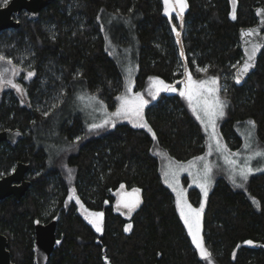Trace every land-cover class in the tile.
I'll use <instances>...</instances> for the list:
<instances>
[{"label":"trees","instance_id":"1","mask_svg":"<svg viewBox=\"0 0 264 264\" xmlns=\"http://www.w3.org/2000/svg\"><path fill=\"white\" fill-rule=\"evenodd\" d=\"M186 2L181 45L179 18L176 12L165 15L163 0H52L37 17L15 13L19 26L0 30V54L35 73L19 78L28 108L13 90L0 96V130L23 133L13 145L0 142V177L22 161L30 182L19 199H0V232L14 264H36L34 225L52 219L56 243L46 264H264V169L249 175L244 188L224 173L215 174L201 213L202 239L210 253L206 262L191 242L155 154L159 149L179 161L202 154L204 128L178 88L156 99L148 89L152 79L178 87L185 67L193 80L217 77L218 96L226 102L218 119L225 144L237 149L242 143L238 128L254 121L255 143L264 149V47L252 73L239 83L235 79L242 58L238 29L255 22L252 9L264 0ZM105 15L131 23L133 89L148 101L144 118L155 138L124 121L89 131L72 108L75 94L84 91L112 110L122 91V68L105 48ZM64 167L71 170L70 179ZM121 185L139 189L140 203L128 214L116 207ZM186 194L198 207L199 190L187 187ZM75 199L102 211L100 232L78 212ZM249 240L251 245L245 243Z\"/></svg>","mask_w":264,"mask_h":264},{"label":"snow or ice","instance_id":"2","mask_svg":"<svg viewBox=\"0 0 264 264\" xmlns=\"http://www.w3.org/2000/svg\"><path fill=\"white\" fill-rule=\"evenodd\" d=\"M8 0H3V4L6 6ZM164 3V13L165 15H171L173 11H176L177 17L179 19H183V12L187 8L186 0H163ZM171 4V7L169 6ZM178 8V11H177ZM232 18L235 19V13L233 12ZM173 31H176L175 26L173 27ZM244 36L253 35V30H249L243 33ZM177 43H180L179 37L180 33L176 32ZM260 44H253L250 51L246 52L247 60L244 62L243 66L239 69L238 74L235 79L236 82H240V74L247 73L250 68H252L255 54L258 49H260ZM181 56H183V51H181ZM0 61L5 63V67H0V87L4 85H10L12 88L16 89L18 92L23 93L24 89L17 83H14L12 79L6 78V74L11 72L13 76L18 74L17 67L13 64L12 59L7 58L4 54H0ZM235 67V65L233 66ZM197 71H207V69H197ZM35 73L32 71H28L26 78H31ZM184 75L186 76L185 89L180 91V96L186 97L190 104L195 103L198 106L194 107L192 110L196 113V118L200 120L201 124L204 127V131L208 134L209 137V153L212 152V144L211 141H216L215 150L220 152L223 155V158L226 164L229 165V170L231 172L230 178L232 182L237 187H243V182H246L249 175H251L254 171H260V168H253L251 166V161L259 159L260 161H264V149H252L251 143L245 144V148L251 150V155L244 158L242 162H238L235 156H238V153H229L227 152L226 146H222L218 142V138L216 135L215 127L216 121L220 117H223L224 111L223 109L226 107V102L221 100L218 96L219 92V81L217 77H212L210 81H197L193 80L191 74L188 72L187 67L184 69ZM209 85V86H206ZM153 87L155 88V92L149 89V95H151L152 99H156L157 96L161 92H174L176 88L171 84H166L163 80L156 79L154 81ZM131 92V87L126 89V93ZM78 99L83 100L84 96L78 97ZM90 100H95L96 98L89 97ZM119 100L120 106L117 108L116 112L112 113L113 117H124L130 118L135 116L137 118V122L134 126L146 128L149 132H151V128L147 125L146 122H143V107L148 103L147 100H144L141 93L137 92L135 94V99L130 100L127 94L118 96L116 98ZM56 105H53L55 107ZM45 116L48 115V112L43 113ZM110 120L105 119L102 123H93L89 127V131L103 128L105 125L109 124ZM248 125L251 126L252 129L255 128L254 121H248ZM114 126V122H112ZM211 129V131H209ZM153 134V138H155V133ZM249 137H251V132H249ZM80 137H77L76 140L79 141ZM197 161H205L206 157H196ZM191 163V162H190ZM180 170H184L183 166H181ZM212 173V166L208 163L202 164V172L198 173L196 179L200 181L199 186L201 191L204 193L205 197L207 196V186L210 181ZM167 175V173H166ZM178 173H173V181L176 182ZM237 177L242 181V183L237 184ZM167 182V181H166ZM173 187V191L176 192V206L179 209V214L183 219L184 224L187 227L188 235L191 237V242L195 246L196 250H198L202 259L206 262L210 257V253L204 245V241L201 236V213L204 210V203L201 202L200 207L193 208L191 204H189L183 196V191H177V188L170 184ZM123 187V185H121ZM134 192H138L139 189H133ZM79 203V200H77ZM140 201L137 198L135 201L126 202L124 207L128 208L129 211H133L138 205ZM95 219L90 220L89 222L94 225L97 232L101 231V221L100 218L103 216V213H91ZM87 218V217H86ZM131 228V225H128L125 228V231H128ZM245 243L251 245L253 242L251 240L246 241Z\"/></svg>","mask_w":264,"mask_h":264},{"label":"rangeland","instance_id":"3","mask_svg":"<svg viewBox=\"0 0 264 264\" xmlns=\"http://www.w3.org/2000/svg\"><path fill=\"white\" fill-rule=\"evenodd\" d=\"M169 6L171 7V4ZM163 9H164V7H163ZM177 10H178V8H177ZM173 12L175 13L176 11H173ZM101 22H102L101 25H102V28L104 31V37H105V48L107 49V51L111 55L116 57V59L118 60L120 66L122 68L123 88H122V91L118 94V96H122V95L127 94L128 98L130 100H134L135 94L137 93L133 89L134 88V74L136 71V62H135L136 40H135V36L132 32L131 23H130V21H124L122 19H118L117 17H115L113 15L112 16L111 15H109V16L105 15L103 17V19L101 20ZM0 67H5V66L1 64ZM6 78L12 79L11 72L6 74ZM155 80L156 79H152L150 81V83L148 84V89L155 91V88L153 87ZM202 81H210V79H205ZM185 82H186V78L179 85H177L178 87H176L175 84H173V83H171V85H173L175 88H178V90L182 91L185 89ZM206 86H209V85H206ZM129 87H131V92L126 93V89ZM139 93H141V92H139ZM141 95H142L143 99L146 100V98L144 97V95L142 93H141ZM80 96H84V99L83 100L78 99V97H80ZM93 96L96 98L95 100L88 99L89 97H93ZM186 102H187L188 107L190 108V110L192 112H193L192 109L194 107H197V110L199 111L198 106L195 103L190 104L187 99H186ZM120 103L121 102L116 99V104H115L114 109L110 110L106 107L104 102L99 97H97L96 95H92V94L86 93L84 91H80V92L75 94L74 101L72 104L73 105L72 108L81 114L84 127L87 129H89L91 124L102 123L103 120H105V119L110 120V123L108 124L110 126H113L112 122H114V124H115V123L120 122V121L127 122L130 125L134 126L137 122V118L135 116H132L130 118H124V117H113L111 115L112 113L116 112L117 108L120 106ZM144 107H143V112H142L143 122L147 123V121L144 118ZM193 114L196 116V113L193 112ZM198 121L200 122V120H198ZM147 125H148V123H147ZM135 127H137V126H135ZM144 129H146V128H144ZM209 131H211V129H209ZM215 131H216V135L218 138V142L222 146H226L227 152L239 154L238 156L233 157L238 162H242L245 157L251 155V150L246 149L245 144L251 143L253 150L262 149L260 146H258L255 143L256 141L254 138L253 129L248 124H244L242 126V128H238V131L242 137V143L235 150L229 149L228 146L225 144L224 140L222 139V137L219 133V130H218V119L216 121ZM249 132H251V137H249V135H248ZM150 133L152 134V131ZM205 134H206L205 151L202 154L197 155V156L190 158L188 160H185V161L176 160V159L172 158L171 156H169L166 152L159 150V149H155V154L158 155L159 160H160V164H161L162 180H163L164 184L173 193L175 203H176L177 195H176V192L173 191V187L170 186V184L175 186L177 188V191H180V190L183 191L184 199L189 204H191V203L189 202V200L187 198L186 188L187 187H196L200 193V204H201V202L205 203L206 197H205L204 193L201 191V188L199 186L200 181H198L196 179L197 174L202 172V164L203 163H208L212 166V173H211L210 181H209L208 186H207V194L209 192V189L211 187V184H212V181L214 179L215 174L224 173L227 180L233 184L232 179L230 178L231 172L229 170V165L226 164V162L223 158V155L220 152L215 150L216 141H211L212 152L210 155H207L209 153L210 141H209L208 134L206 132H205ZM196 157H206V160L205 161H197V160H195ZM181 166H183L184 170H180ZM251 166L254 169L260 168L263 170L264 169V161H260L259 159L252 160ZM64 171L67 175V178L70 179L71 170L64 167ZM256 172H259V171H254L253 173H256ZM166 173H167V175H166ZM173 173H178L176 182L173 181V177H172ZM184 179H187V182H188L187 186H184V184H183ZM236 179H237V184L242 183V181L239 179V177H237ZM244 185H245V182H243V187H238V188H244ZM234 186H236V185H234ZM133 189H136V188L125 189V188L121 187L115 192L117 207H122L124 209L129 210L128 208L124 207V204L126 202L135 201L137 198L139 199V192H134ZM72 197H73V191L70 190L69 195H68V199H70ZM77 200L78 199H75L78 212L92 226V228L94 230H96L94 225L89 222L90 220L95 219V217H93L91 215V213H102V211L101 210H90V209L86 208L80 201H79V203H77ZM200 204L198 207H194L192 204H191V206L193 208L198 209L200 207ZM177 210L179 212L178 208H177ZM102 219H103V216L100 218L101 230H102ZM181 220L183 222L182 218H181ZM183 224H184V222H183ZM184 227L187 231V227L185 224H184ZM201 236H202V233H201ZM190 239H191V237H190ZM196 251H197L198 255L200 256L198 250H196Z\"/></svg>","mask_w":264,"mask_h":264},{"label":"water","instance_id":"4","mask_svg":"<svg viewBox=\"0 0 264 264\" xmlns=\"http://www.w3.org/2000/svg\"><path fill=\"white\" fill-rule=\"evenodd\" d=\"M52 0H8L6 6H0V30L17 28L20 22L14 18L15 13L26 11L29 16L35 18L38 16L39 11ZM178 11V10H177ZM253 14L255 22L252 25L240 27L238 29L239 49L242 53L240 64L235 70L236 75L239 69L247 60L246 52L250 51L253 44H260V49L257 50L253 67L247 73L240 74V80L247 78L255 69L257 59L264 47V5L254 6ZM182 20L179 19V33L182 30ZM253 30V35L244 36L243 33ZM180 41V37H179ZM179 45H181L179 43ZM186 76L184 75V80ZM179 82H177L178 84ZM23 133L19 129H1L0 142L5 141L11 145L15 144L21 139ZM28 170V164L18 161L11 172L0 177V199L13 196L19 199L27 190L30 182L25 178V173ZM117 207V206H116ZM118 210L124 214L130 211L122 207H117ZM56 243V220L52 219L48 222H37L34 225V259L36 264H46L49 256ZM7 237L0 233V264H14L11 261L10 253L7 248Z\"/></svg>","mask_w":264,"mask_h":264},{"label":"flooded vegetation","instance_id":"5","mask_svg":"<svg viewBox=\"0 0 264 264\" xmlns=\"http://www.w3.org/2000/svg\"><path fill=\"white\" fill-rule=\"evenodd\" d=\"M1 64L4 65V66H7V65H5V63H4L3 61H0V65H1ZM16 67H17V66H16ZM17 69L19 70V71H18V74L15 75V76L12 75V81H13L14 83H17V84H19V85L21 86V83H20V81H19V78H20L21 74H23V79H25V80L29 79V78H26V75H27V72H28V71H25L24 69H21V68H19V67H17ZM7 90H13V91L16 93L20 105H24V106L27 107V108L30 106V101H29V98H28L27 92H26L25 90L23 91V93H21V92H18L16 89L12 88L10 85H4V86L0 87V96H1L2 92H5V91H7ZM5 129H6V128H5ZM13 168H14V167H13ZM13 168H12V169H13ZM11 171H12V170H11ZM11 171H10V172H11ZM26 173H27V172H26ZM26 173H25V178H26ZM26 179H27V178H26ZM0 233H1V232H0Z\"/></svg>","mask_w":264,"mask_h":264}]
</instances>
